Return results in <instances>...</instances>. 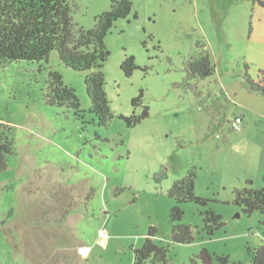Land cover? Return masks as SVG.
Wrapping results in <instances>:
<instances>
[{
  "label": "rangeland",
  "instance_id": "rangeland-1",
  "mask_svg": "<svg viewBox=\"0 0 264 264\" xmlns=\"http://www.w3.org/2000/svg\"><path fill=\"white\" fill-rule=\"evenodd\" d=\"M85 29L111 0H67ZM105 38V89L114 117L100 125L91 110L85 71L49 61L0 58V122L12 127L13 152L0 167V264H137L134 249L151 226L174 264H204L207 249L227 264H250L264 245V213L234 203L248 180L264 186V95L245 74L264 69V0H133ZM137 13V17L134 16ZM209 50L214 74L185 83L187 62ZM135 56L132 75L123 61ZM248 65V67H246ZM73 86L81 111L45 100L49 71ZM143 93L141 103L133 98ZM148 105L150 115L130 126ZM242 115L244 133L232 128ZM228 129L235 131L230 136ZM195 170V193L182 203L191 243L172 240L169 190ZM225 224L209 236L202 211Z\"/></svg>",
  "mask_w": 264,
  "mask_h": 264
},
{
  "label": "trees",
  "instance_id": "trees-1",
  "mask_svg": "<svg viewBox=\"0 0 264 264\" xmlns=\"http://www.w3.org/2000/svg\"><path fill=\"white\" fill-rule=\"evenodd\" d=\"M133 0H111L110 8L95 17V26L85 29L73 19L72 8L67 0H0V58L2 62L16 60L49 61L53 51H57L60 60L68 67L85 71V84L91 100V110L100 125H106L113 117L110 101L105 89L104 64L110 56L105 38L115 22L133 14ZM137 17V13H134ZM127 75H132L138 66L135 56H128L121 65ZM248 67V65H246ZM185 83L192 87L196 78H206L214 74L215 67L209 50H202L199 56L186 64ZM245 78L250 88L264 95V69L259 70L258 78L248 73ZM143 93L133 98L132 103H141ZM45 100L50 105L74 108L81 111V103L73 86L67 84L63 75L51 69L47 79ZM150 115L149 106L144 105L139 114H120L130 126H135ZM14 133L12 127L0 122V167H6V156L13 152ZM197 175L190 170L187 175L175 181L169 190L176 203L171 209L172 240L177 243H191L196 235L190 225L182 222L184 210L182 203L195 201L204 206L208 199L195 193ZM264 182V174H263ZM234 203L245 213L255 211L264 213V186L253 187L248 180L243 188L234 189ZM203 230L209 236L225 224L223 216L210 207L202 211ZM157 228L151 226L142 246L134 249L137 264H174L168 258L169 247L158 245L154 237ZM250 264H264V245L249 248ZM204 264H213V256L207 250L201 252ZM220 264H227L228 256L217 255Z\"/></svg>",
  "mask_w": 264,
  "mask_h": 264
},
{
  "label": "built area",
  "instance_id": "built-area-1",
  "mask_svg": "<svg viewBox=\"0 0 264 264\" xmlns=\"http://www.w3.org/2000/svg\"><path fill=\"white\" fill-rule=\"evenodd\" d=\"M232 128L233 129H241L242 125H243V116L242 115H238L236 116L233 121H232Z\"/></svg>",
  "mask_w": 264,
  "mask_h": 264
},
{
  "label": "crops",
  "instance_id": "crops-1",
  "mask_svg": "<svg viewBox=\"0 0 264 264\" xmlns=\"http://www.w3.org/2000/svg\"><path fill=\"white\" fill-rule=\"evenodd\" d=\"M244 121H245V117L243 116V124H244ZM246 129H247V127L244 125L241 129L237 130V133H244L246 131ZM228 131L229 132H228V135L227 136H230L233 133H235V131H231L230 129H228ZM263 165H264V162H263Z\"/></svg>",
  "mask_w": 264,
  "mask_h": 264
}]
</instances>
